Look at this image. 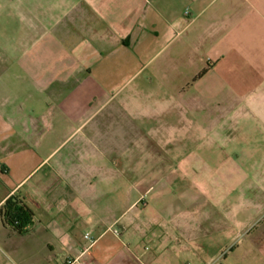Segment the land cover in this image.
Instances as JSON below:
<instances>
[{
	"label": "crops",
	"instance_id": "obj_1",
	"mask_svg": "<svg viewBox=\"0 0 264 264\" xmlns=\"http://www.w3.org/2000/svg\"><path fill=\"white\" fill-rule=\"evenodd\" d=\"M11 193L0 264H264V0H0Z\"/></svg>",
	"mask_w": 264,
	"mask_h": 264
},
{
	"label": "trees",
	"instance_id": "obj_2",
	"mask_svg": "<svg viewBox=\"0 0 264 264\" xmlns=\"http://www.w3.org/2000/svg\"><path fill=\"white\" fill-rule=\"evenodd\" d=\"M0 219L11 231L22 234L32 223L33 212L18 193H11L0 205Z\"/></svg>",
	"mask_w": 264,
	"mask_h": 264
},
{
	"label": "rangeland",
	"instance_id": "obj_3",
	"mask_svg": "<svg viewBox=\"0 0 264 264\" xmlns=\"http://www.w3.org/2000/svg\"><path fill=\"white\" fill-rule=\"evenodd\" d=\"M63 46H67V45H63ZM157 126H161L159 125V123L157 124ZM140 142V147H142V150H140L141 153H143V151L145 150V154H140L139 156H137L136 158L140 159L141 163H150L151 161H153L154 163H158V162H162L164 159V156H162L161 151L163 150V144H160L157 140L151 139V138H141ZM173 144H170L168 147H173ZM148 150H150L151 152L155 151L156 153H160L161 155H147Z\"/></svg>",
	"mask_w": 264,
	"mask_h": 264
},
{
	"label": "built area",
	"instance_id": "obj_4",
	"mask_svg": "<svg viewBox=\"0 0 264 264\" xmlns=\"http://www.w3.org/2000/svg\"><path fill=\"white\" fill-rule=\"evenodd\" d=\"M113 232H114V234H116V235L119 234L117 229H113ZM84 237H85V239L87 240V243H88L87 246H88V247H89L90 245L93 244L94 239H93L92 237H90L89 235H84Z\"/></svg>",
	"mask_w": 264,
	"mask_h": 264
}]
</instances>
